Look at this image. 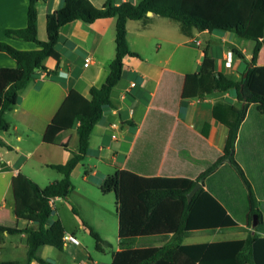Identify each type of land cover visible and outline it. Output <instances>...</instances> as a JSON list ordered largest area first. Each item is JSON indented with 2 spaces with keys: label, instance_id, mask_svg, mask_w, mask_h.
<instances>
[{
  "label": "crops",
  "instance_id": "obj_1",
  "mask_svg": "<svg viewBox=\"0 0 264 264\" xmlns=\"http://www.w3.org/2000/svg\"><path fill=\"white\" fill-rule=\"evenodd\" d=\"M91 1L101 6L106 0ZM119 1L123 0H116ZM61 3L62 0L37 1L40 39L47 38V12L60 7ZM28 4L29 0H0V41L20 49L35 47L32 41L5 34L6 28L26 25ZM149 16L147 19L127 21L130 48L138 52L139 56L124 57L123 76L111 94L114 106L107 107L94 126L90 151L96 149L100 156L110 155L108 158L114 165V171L118 167H127L147 174L193 176L213 163L223 152L227 141L228 127L213 114L215 101L230 99L241 106L244 102L239 100L235 88L214 91L201 97L184 98L183 75L198 70L204 49L208 47L218 69L234 79H240L245 75L254 44L249 49V45L236 39L241 36L233 31L201 30L195 26L186 27L174 17L155 13ZM115 23V17H100L91 23L75 19L62 25L58 43L61 57L58 60L48 56L44 61L49 69H56L57 72L38 70L20 90L19 101L7 112L10 128L0 131V220L16 218L12 178L20 171L32 177L25 171L28 157L35 154L34 157H40L39 166L55 169L50 164L65 162L71 155L65 144L71 149H77L79 121L72 113L62 115L59 121L61 130L53 136L52 141H46L44 134L72 88L90 97L91 87L102 84L106 79L109 64L115 55ZM229 51L233 52L230 65L226 63ZM87 56L91 57V62L84 65ZM257 64L264 65V44ZM15 65L16 60L0 50V66ZM53 147L63 151H54ZM38 150L43 151L44 156ZM235 157L250 181L255 199L257 195L260 200L259 205L255 202L256 208L264 215V112L256 104L249 105L240 126ZM88 171V174L85 173L86 179L89 174L96 176L101 173L96 167H90ZM215 172L216 176L220 175L222 200L229 205L230 212L239 223L235 227L244 229L247 235L250 188L227 161ZM108 174L103 173L100 182ZM59 178L54 175L49 182ZM58 199L63 197L54 199V207L62 218L56 205ZM27 223L26 219L18 220L20 227ZM10 235L5 233L0 240V250ZM16 235L20 236L17 242L27 248L25 233ZM220 239L228 238L214 240Z\"/></svg>",
  "mask_w": 264,
  "mask_h": 264
},
{
  "label": "trees",
  "instance_id": "obj_2",
  "mask_svg": "<svg viewBox=\"0 0 264 264\" xmlns=\"http://www.w3.org/2000/svg\"><path fill=\"white\" fill-rule=\"evenodd\" d=\"M38 0H29L27 23L24 27L6 28L9 37L32 41L34 48L20 49L0 41V50L10 54L15 66H0V131H7L10 122L7 112L19 101L20 90L24 88L38 70L56 73L44 61L48 56L60 59L58 49L60 28L75 19L91 23L100 17H115V55L109 64L106 79L100 85H93L90 97L72 88L53 119L49 123L44 139L52 141L61 130L60 118L65 113L74 114L79 121L77 149H71L65 162L52 163L51 167L61 174L48 184L41 185L26 173L20 171L12 178L15 219L0 220V240L5 233H25L27 255L25 262L18 259H1L0 264H30L33 260L41 264H52L38 251L44 245L64 249L66 227L52 198H68L75 188L72 172L90 152L92 131L107 107L114 106L112 90L124 73V57L137 55L130 48L127 36L129 19H147L148 11L165 17H174L186 27L198 29H222L252 39V56L247 61L245 75L234 79L217 67L209 48L205 47L202 62L197 71L183 75L182 96L201 97L214 91L235 88L239 100L237 105L230 99L216 100L213 114L228 127L223 152L204 170L191 175H170L141 173L130 168H117L105 176L100 183L103 192L113 191L119 218L120 248L113 251L109 264H264V215L255 204V196L244 169L235 157V146L240 126L249 105L264 112V65L257 64L258 55L264 44V0H106L97 6L91 0H62L61 6L47 12V38L38 36ZM252 64V65H250ZM225 161L229 162L249 190V213L247 235L244 237L185 243L190 231L195 229H220L238 226L228 204L222 200L220 175L216 170ZM198 170V169H197ZM89 171L86 170V174ZM202 185L191 199L188 193L195 184ZM83 224L96 240L97 249L104 251L109 244L100 233L86 221L73 206ZM254 214L257 223L254 224ZM26 219L24 227L18 226L19 219ZM75 235V232H72ZM171 235L161 245L135 246L130 239L145 235Z\"/></svg>",
  "mask_w": 264,
  "mask_h": 264
},
{
  "label": "rangeland",
  "instance_id": "obj_3",
  "mask_svg": "<svg viewBox=\"0 0 264 264\" xmlns=\"http://www.w3.org/2000/svg\"><path fill=\"white\" fill-rule=\"evenodd\" d=\"M138 0H135L137 2ZM237 40L249 45V49L254 44L252 39L236 37ZM54 146V145H52ZM54 151L61 152L62 149L53 147ZM39 154L44 156L43 151ZM38 154V155H39ZM96 149H92L81 162L79 167L74 170L72 178L75 188L69 198L58 199L56 205L59 213L65 221L66 232L71 234L75 232L78 242H72L67 239L64 249H59L53 245L42 246L38 253L49 260L52 264H109L112 259V253L119 248V218L116 207V196L113 191L103 192L100 186V176L103 173H113L114 165L108 154H101ZM35 156V154H34ZM30 156L26 163L25 171L30 173L34 179L41 182V185L49 183V179L61 177L58 170L41 165L39 156ZM37 166V167H36ZM98 168L99 175L89 174L86 179L85 173L89 168ZM235 176L236 173H234ZM255 201L259 205V198L256 195ZM80 212L99 233L107 240L109 244H104L105 250L101 251L96 247V240L89 232V229L83 224L81 216L73 210ZM246 235L244 229L237 227H227L221 229H196L190 231L184 236L185 242L210 241L219 238H230ZM171 235H145L136 236L130 239L133 245H160L171 239ZM20 236L11 234L4 248L0 250L1 259H18L23 262L26 260L27 248L22 243L17 242ZM11 241H16L12 243ZM30 264H41L33 260Z\"/></svg>",
  "mask_w": 264,
  "mask_h": 264
},
{
  "label": "built area",
  "instance_id": "obj_4",
  "mask_svg": "<svg viewBox=\"0 0 264 264\" xmlns=\"http://www.w3.org/2000/svg\"><path fill=\"white\" fill-rule=\"evenodd\" d=\"M197 42H199V41H197ZM232 55H233V52L232 51H229L228 54L226 55V63L228 65L231 64V57H232ZM90 62H91V57L90 56H87L85 58V60H84V65H88ZM132 84L134 85L135 82H133ZM50 203L52 205H54V198H52L50 200ZM65 238H66V240L68 239V240L73 241V242H78V238L75 235H73L72 233L71 234H66Z\"/></svg>",
  "mask_w": 264,
  "mask_h": 264
},
{
  "label": "water",
  "instance_id": "obj_5",
  "mask_svg": "<svg viewBox=\"0 0 264 264\" xmlns=\"http://www.w3.org/2000/svg\"><path fill=\"white\" fill-rule=\"evenodd\" d=\"M152 13H153L152 10L148 11V14H152ZM250 65H252V64H250ZM201 185H202V182H201V181H198V182L195 184L194 188L188 193V198H189V199H191V197L193 196V194L195 193V191H196ZM256 223H257V214H254V224H256Z\"/></svg>",
  "mask_w": 264,
  "mask_h": 264
}]
</instances>
